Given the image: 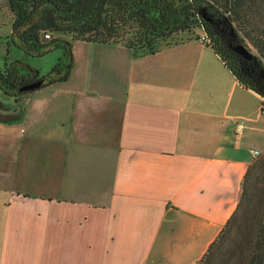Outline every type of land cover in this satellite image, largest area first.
<instances>
[{
    "label": "crops",
    "instance_id": "1",
    "mask_svg": "<svg viewBox=\"0 0 264 264\" xmlns=\"http://www.w3.org/2000/svg\"><path fill=\"white\" fill-rule=\"evenodd\" d=\"M1 96L0 264H195L264 153V97L198 38L77 40L67 81Z\"/></svg>",
    "mask_w": 264,
    "mask_h": 264
},
{
    "label": "trees",
    "instance_id": "2",
    "mask_svg": "<svg viewBox=\"0 0 264 264\" xmlns=\"http://www.w3.org/2000/svg\"><path fill=\"white\" fill-rule=\"evenodd\" d=\"M5 1L13 15L14 42L19 41L32 56L63 48L66 57L47 73L27 65L21 74L18 67L24 66L17 63L19 60L0 68V91L9 95L30 93L20 88L37 79H44L41 87L67 81L73 68L75 40L121 44L141 56L182 42L177 41V35L195 34L200 27L203 33L187 39L206 35L205 43L240 83L264 97V0ZM203 8L221 16L222 23L203 19ZM238 43L258 51L253 59L259 65H252L253 59L233 49ZM195 264H264V154L249 165L235 211Z\"/></svg>",
    "mask_w": 264,
    "mask_h": 264
},
{
    "label": "rangeland",
    "instance_id": "3",
    "mask_svg": "<svg viewBox=\"0 0 264 264\" xmlns=\"http://www.w3.org/2000/svg\"><path fill=\"white\" fill-rule=\"evenodd\" d=\"M12 21H13V15L10 9L8 8L6 1L0 0V68L4 69L6 67H11L12 64H14L13 62L15 60H19L17 61V63L18 62H19L18 64L21 63V65L24 66L25 68V69L24 68L21 69L20 67H18L20 69L19 72L21 74H25V72L27 71L26 69L27 65L40 69L42 73H47L60 61V58L62 59V61H65L66 57L64 55L63 48H57L53 51H49L43 54L42 56H32L26 53L20 47L19 41L17 42L16 40V42H14L12 38V35H11ZM194 33L195 34H191V35H188V34H182L179 36L177 35L176 39H178L177 41H182V40L187 39L188 36L195 37L196 34L203 33V29L200 27H197ZM65 36L67 38H70V36L68 35H65ZM249 49L254 54L259 55L258 51L252 45H249ZM17 63L15 64V66L18 65ZM1 92L3 91H0V112L8 114L10 112L9 111L10 98L7 96L2 97ZM22 95L25 96V94H22ZM7 101H9V104ZM262 138H263L262 141L264 142V136H262ZM263 142H261V144L259 145L261 151H264ZM261 155L262 153L259 156Z\"/></svg>",
    "mask_w": 264,
    "mask_h": 264
},
{
    "label": "water",
    "instance_id": "4",
    "mask_svg": "<svg viewBox=\"0 0 264 264\" xmlns=\"http://www.w3.org/2000/svg\"><path fill=\"white\" fill-rule=\"evenodd\" d=\"M200 15L202 16L203 19H205L208 22H215L216 24L222 23V18L219 15L212 14L208 12L205 8H203L200 11ZM217 20V21H216ZM233 49L240 53L243 57L246 59H253L255 57V54L251 52L244 44L238 43L235 45H232ZM44 83V79H39L37 81L28 83L20 88V91H32L37 88H40L42 84Z\"/></svg>",
    "mask_w": 264,
    "mask_h": 264
},
{
    "label": "built area",
    "instance_id": "5",
    "mask_svg": "<svg viewBox=\"0 0 264 264\" xmlns=\"http://www.w3.org/2000/svg\"><path fill=\"white\" fill-rule=\"evenodd\" d=\"M45 37L46 38H49L50 37V34H45ZM199 40L202 41V42H205L206 41V35H201V37L199 38ZM254 155H255V157L258 156V155H260L259 151L255 150L254 151Z\"/></svg>",
    "mask_w": 264,
    "mask_h": 264
},
{
    "label": "flooded vegetation",
    "instance_id": "6",
    "mask_svg": "<svg viewBox=\"0 0 264 264\" xmlns=\"http://www.w3.org/2000/svg\"><path fill=\"white\" fill-rule=\"evenodd\" d=\"M255 64H258V63H257V61H256L255 59H253V60H252V65H255ZM258 65H259V64H258ZM37 80H39V79H37ZM34 81H36V80H34ZM258 82H261V81L258 80Z\"/></svg>",
    "mask_w": 264,
    "mask_h": 264
}]
</instances>
